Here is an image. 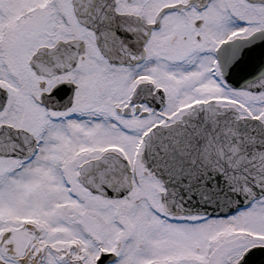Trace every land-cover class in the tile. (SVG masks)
I'll use <instances>...</instances> for the list:
<instances>
[{
    "label": "snow or ice",
    "instance_id": "6c2138e0",
    "mask_svg": "<svg viewBox=\"0 0 264 264\" xmlns=\"http://www.w3.org/2000/svg\"><path fill=\"white\" fill-rule=\"evenodd\" d=\"M0 264H264V0H0Z\"/></svg>",
    "mask_w": 264,
    "mask_h": 264
}]
</instances>
